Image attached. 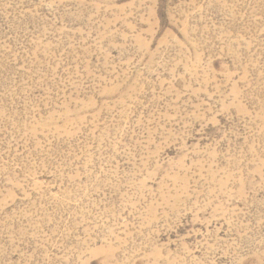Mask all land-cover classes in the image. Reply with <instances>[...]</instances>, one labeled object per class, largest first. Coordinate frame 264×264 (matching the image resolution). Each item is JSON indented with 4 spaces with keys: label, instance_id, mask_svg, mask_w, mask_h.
Listing matches in <instances>:
<instances>
[{
    "label": "rangeland",
    "instance_id": "374dc122",
    "mask_svg": "<svg viewBox=\"0 0 264 264\" xmlns=\"http://www.w3.org/2000/svg\"><path fill=\"white\" fill-rule=\"evenodd\" d=\"M0 264H264V0H0Z\"/></svg>",
    "mask_w": 264,
    "mask_h": 264
}]
</instances>
